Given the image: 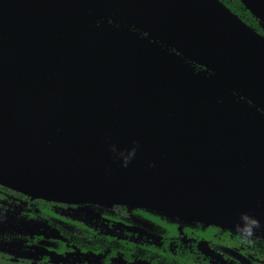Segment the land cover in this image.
I'll list each match as a JSON object with an SVG mask.
<instances>
[{
	"label": "flooded vegetation",
	"instance_id": "1",
	"mask_svg": "<svg viewBox=\"0 0 264 264\" xmlns=\"http://www.w3.org/2000/svg\"><path fill=\"white\" fill-rule=\"evenodd\" d=\"M61 1L0 0V218L46 250L11 241L0 262L264 264V239L148 206L177 213L181 191L260 207L264 103L170 42L185 30L152 34L123 0ZM218 1L264 37V0Z\"/></svg>",
	"mask_w": 264,
	"mask_h": 264
},
{
	"label": "water",
	"instance_id": "2",
	"mask_svg": "<svg viewBox=\"0 0 264 264\" xmlns=\"http://www.w3.org/2000/svg\"><path fill=\"white\" fill-rule=\"evenodd\" d=\"M97 1L100 5H106L109 0ZM123 1L129 11L143 15L142 18L147 21L150 29L147 28V30L152 34L157 35L161 27L185 30L184 33L170 35L175 39L169 41L195 61L225 76L230 84L240 91L264 103V37L218 0ZM116 2L121 3L122 0H116ZM247 3L255 8L252 0H247ZM61 5H65L70 12L78 13V0H62ZM135 18L142 20L139 17ZM262 19L264 20V17ZM159 180L163 187L170 181L168 175ZM185 180L187 179H183ZM166 192L167 190L164 189L161 194ZM179 193L177 213L159 209L156 206H148L182 221L223 225L241 234L264 239V203L258 207L257 202L249 200V196H243L240 200L236 198L233 202L237 209L227 211L222 206L224 201L218 199V195H203L191 199L182 196L181 191ZM147 195L157 198L150 193ZM154 202L156 203V200ZM246 217L248 219H245ZM250 219L257 220L259 227H252L249 234L246 229L250 227ZM12 261L18 260L15 258Z\"/></svg>",
	"mask_w": 264,
	"mask_h": 264
},
{
	"label": "rangeland",
	"instance_id": "3",
	"mask_svg": "<svg viewBox=\"0 0 264 264\" xmlns=\"http://www.w3.org/2000/svg\"><path fill=\"white\" fill-rule=\"evenodd\" d=\"M0 218V247L2 249H5V247H7L11 241L12 245H14V247L17 249L16 252H12L14 253V255L16 257H27L30 259H40L43 254H45V249H42L40 247H38L37 245H28L25 242V237L26 235H31V228L29 227H33L31 223L25 221L23 218H13L11 220L2 217ZM3 227H1V225H3ZM77 254H78V250H76ZM69 259H67L64 255H57L55 254V256H53L51 258V260L49 262L51 263H61V264H87L90 263L88 262L86 259H76L78 256H67ZM73 259H76L74 261H71Z\"/></svg>",
	"mask_w": 264,
	"mask_h": 264
},
{
	"label": "clouds",
	"instance_id": "4",
	"mask_svg": "<svg viewBox=\"0 0 264 264\" xmlns=\"http://www.w3.org/2000/svg\"><path fill=\"white\" fill-rule=\"evenodd\" d=\"M245 219H248V218L246 217ZM249 225H250V227H248V228L246 229V231H247L249 234L251 233V228H252V227H259V223H258V221L255 220V219H250V220H249Z\"/></svg>",
	"mask_w": 264,
	"mask_h": 264
},
{
	"label": "trees",
	"instance_id": "5",
	"mask_svg": "<svg viewBox=\"0 0 264 264\" xmlns=\"http://www.w3.org/2000/svg\"><path fill=\"white\" fill-rule=\"evenodd\" d=\"M92 246H94V245H92ZM0 264H29V263H12V262H6V261H4V262H0Z\"/></svg>",
	"mask_w": 264,
	"mask_h": 264
}]
</instances>
